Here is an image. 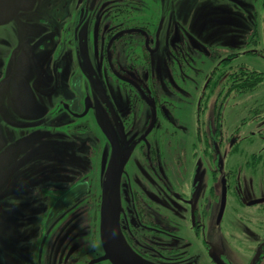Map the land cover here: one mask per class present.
I'll use <instances>...</instances> for the list:
<instances>
[{"label": "rangeland", "instance_id": "1", "mask_svg": "<svg viewBox=\"0 0 264 264\" xmlns=\"http://www.w3.org/2000/svg\"><path fill=\"white\" fill-rule=\"evenodd\" d=\"M238 1L241 5L242 0ZM143 2L147 3L149 13L153 15L157 27L155 42L159 49L165 46L171 33L179 35L177 25L183 22L182 18L186 17L189 21L194 13L191 19L194 18L199 29L209 31L217 26L208 38L215 37L217 32L224 37L230 36L227 34L229 19L222 20L229 18L227 14L230 9L221 8V3H224L222 0ZM117 5V0H23L18 14L8 23L0 25L1 66L5 64L6 58H12L11 51L20 46L29 53V66H39L44 74L40 76L39 71L31 68L23 76L32 83V90L28 86L22 87L23 93L33 97L32 103L18 101L21 91L15 92V87L9 85L11 83L6 88L11 99L5 105L4 112L7 120L14 125L13 128H16V124L33 123L38 130L31 131V136L24 137L17 129L10 128L9 148L0 150V264H88L93 250L100 248L99 241L97 247L85 242V238L91 236L85 235L84 227L75 230L73 225L80 220H74L72 225L63 222L66 221L67 208L74 195H84V187L85 190L91 189V195L95 199L96 196H102L104 200L99 207L98 200L81 201L83 211L79 212L80 219L84 218L85 226L101 225L100 229L105 228L104 244L113 260L119 264H156L145 258L141 259L132 252L127 241L118 233L116 225L121 199L118 197L119 188L114 186L117 157L112 154L108 138L102 137L99 131L101 128L109 132L110 140L119 148V156L123 154L125 157L124 162L137 165L132 169L128 167L127 171L135 181L139 194L140 188H147L151 202L156 207H161L163 213L168 212L171 217H175L174 221L183 227L180 230L185 233L187 244H191V248H195L197 252L184 264H220L218 261L251 264L257 246L264 242V80L248 94H234L232 89L227 107V76L225 72L222 74L215 70V65H219V62L215 64L214 61H207L202 64L191 51L188 55H193L192 58L171 59L176 75H169L165 69L163 53L157 52L152 56L153 71L155 67L160 68L158 76L155 75L157 80L163 77L167 80L163 90L166 100L173 104L168 113L170 121L173 122L172 115H185L182 119L185 124L183 129L178 130L176 125L170 126L167 121L162 120L148 138L149 145L157 150H195V147L207 150L203 153L199 175L202 214L195 219V225L201 224V250L199 246L193 245V237L189 231V227H194V219L191 218V223L189 220V207L163 202L159 196L163 189L153 176L147 173L138 176L140 171H144V165H141L142 159L136 150L140 145L139 135L144 132L145 117L150 112L144 107L137 112V107L142 104L132 102L133 127L127 132L125 123L120 128L124 131L123 135L117 136L109 125L112 121L117 125L119 108L133 94L130 88L128 92L107 76L105 67L100 63L102 54L98 53L101 43L105 41L107 27L110 24L115 26L126 18L120 16L123 13L117 10ZM115 13L118 14V19L114 17ZM231 20L230 43L233 48L229 51L234 56L233 71L242 66L247 68V72H257L264 78V61L258 57L244 58L242 54L249 48H254L259 56H264V29L261 42L247 47L244 45L246 31L242 11L234 8ZM200 41L205 44V40ZM225 51L217 50L221 53L217 56V61L223 58ZM15 59L14 63L17 65V54ZM183 60L185 71L182 74L177 65ZM12 62L10 60L11 64ZM221 68L225 71V64ZM179 74H182L181 77ZM219 75L217 84L221 85L215 86L213 84H216ZM229 81L233 83L232 74ZM183 82L188 84L185 93L180 87ZM85 96L90 97L92 103L89 113L85 119L71 120L61 109V103L68 105L74 113H82ZM184 101L191 106L179 112ZM196 115L202 123L198 120L194 124ZM186 118L190 119L186 121ZM27 120L29 121L25 122ZM125 120L122 121L129 122L128 115ZM50 123L59 126L54 132L55 137H49L47 143L40 144L39 150H34V158L25 171L9 174L7 168L23 151L16 150V146L25 141L28 145L32 144L30 142L44 134L45 128L52 126ZM82 123L86 125L85 150H81L84 141ZM162 124L170 132L164 138L159 137L162 135ZM226 124L229 132H232V145L227 138ZM216 125L218 139L205 132L208 128L213 131ZM65 127L73 131L67 133ZM195 129L201 131L196 137ZM209 150L215 151L210 154ZM226 150H232L227 158ZM217 152L219 161L220 155L223 157V170L225 159L232 169L227 175L228 194L219 224L216 219L220 203L221 173L212 169L213 155ZM84 169L87 177L85 184ZM127 171L125 170V174ZM74 179L79 181L75 187ZM125 183L128 181L125 180ZM72 190V193H68ZM123 205L128 212V204L124 202ZM96 211L97 217L98 212L102 211L101 219L97 218L98 225ZM86 247L88 248L85 249ZM65 251H68L67 256ZM257 264H264V249H261Z\"/></svg>", "mask_w": 264, "mask_h": 264}, {"label": "flooded vegetation", "instance_id": "2", "mask_svg": "<svg viewBox=\"0 0 264 264\" xmlns=\"http://www.w3.org/2000/svg\"><path fill=\"white\" fill-rule=\"evenodd\" d=\"M117 1V10L123 13L120 16H126V18L119 21V23L115 26L110 24L107 27L108 29L105 34V41L101 43L98 53L102 54V60L100 61V63H102L105 67L107 76H110L109 78L112 79L113 82H116V84H118L119 86L124 87L125 89H127V91L130 88L133 91V94L131 93L129 99L124 100L125 105L123 103L119 108L117 114V125L113 121L112 123H109V125L112 130H115V133L113 132L114 134H116L117 136H122L124 131H121L120 128L122 125L127 123V125L125 126V131L128 132L130 127H133L132 123L134 122L132 120V118L134 117V114H132V111L134 110L133 105H131L132 102H139L142 104V106L137 107V112H139L142 107L146 108L147 111L150 112V114L145 117L146 123L144 132L142 131L139 135L140 145L136 150V153H139L142 159L141 165H144V171H140L138 176L145 173L153 176L156 182H158L163 189L162 195H159L163 202L165 201L179 203L183 206V208L189 207L188 212H190L191 214L189 215L190 223L191 218L194 219V227H189V231L191 232L193 237V245L199 246V249H201V224L198 223L195 225V219L197 216L201 217L202 214L203 200L201 195L199 175L202 168L203 153L207 150H201L199 147H195V150H157L156 147L149 145L148 138L156 131V129L162 123V120L167 121L170 126L176 125L178 130L183 129V126L185 124L182 122V119L185 117V115H183L184 117H177L175 116L176 114L172 115L173 122L170 121V115L168 113L170 110V105L172 103L166 100L163 90L167 80L164 77L160 80H157L155 75L158 76V74L160 73V68L155 67V71H153L152 56L157 52L163 53V57L166 61L165 69L168 71L169 75H176V70L174 69L175 67L172 64L171 59L177 58L180 60L181 58L184 59L185 57L192 58V56L194 55L196 59L202 61V64H206L207 61H214V63L219 62V65L215 63V70L217 72H221L222 74L224 72L226 73L227 83L225 93L227 95L226 106L228 107V103H230L231 97L230 93L233 89V83L229 81V79L233 72L234 59L232 52L229 51V49L233 48L232 43H230V38L232 37L231 16L234 14V8H238L242 11L244 20L243 26L245 27L246 31V40L244 42V45L248 47V45L252 44L253 46L256 43L261 42L262 38V31L264 29V0H242L241 5L239 4L238 0H222L224 3H221V8L230 9L229 13L227 14L229 18L222 19L225 21L229 19V32L227 33L230 35L229 37H224L217 32V35L215 37L208 38L211 31L217 27L216 25L213 26V29L209 31L205 29H199L194 22V18L191 19V17L194 16L195 13L190 17L189 21H187L186 17H183V22L180 23L179 26L177 25L179 35L176 33H171V35H169V40L165 42V46L162 49H159L158 45L155 42V33L157 27H155L153 15L150 14L149 10L147 9V3H144L143 0ZM22 4L23 0L21 1L20 8ZM18 12L16 14H18ZM114 17L117 18L118 14L115 13ZM200 40H205V44H203ZM217 50H226L223 58L220 61L216 60L217 56L221 55V53L217 52ZM191 51H193L195 54L188 55V53ZM10 54L12 58H6L3 67L1 66L3 59L2 56H0V150H8L10 138L9 129L14 127V125L7 120L4 112L5 105L9 103L11 99V97H8V92L6 89L8 84L11 83L9 85H13L15 87V92L19 90L21 91V95H19L20 99L18 101L32 103L31 101L33 100V97H31L29 94L23 93L22 91V87L24 86H28L29 89L32 90L30 88L32 86V83L25 79V77L23 76L25 74L27 75V72H29L31 68H35L37 71H39L40 76L44 75L43 70L39 66H29V53L26 50L21 49L20 46H16ZM15 54H17V65L14 63V60L16 61ZM242 54L244 58L255 59L258 57L259 60L264 61V56H259V54H257V50L254 48H249V50H246ZM10 60L13 61L12 64L10 63ZM182 63H179V65H177V69L183 74L185 71L184 60ZM223 64H225V71L221 68ZM198 72L200 73L201 71ZM182 74H179L180 77ZM221 75H219L216 84L220 80ZM203 76L205 77L206 75ZM216 84L213 85H221L220 83L217 85ZM186 86H188V84H185L184 82L180 86L184 93ZM86 99H89L90 104H92L90 97L85 96V102ZM183 103L184 105L180 106L181 108L179 109V112L185 111L187 106H191V104L189 105L187 101H184ZM221 104H223V102ZM60 107L71 120H79L80 118L85 119V116L89 113L91 108H88L87 113L82 116L85 110V106L82 113H74L72 110H70L68 105H65L64 102L61 103ZM196 109L197 106L195 105V111L197 112ZM198 111L200 112V108H198ZM126 115H128V117L130 118L129 122H125ZM153 117L154 124L150 131H147L153 121ZM186 119V121H188L190 118ZM198 120L199 116L196 115L193 121L194 124ZM28 121L29 120L25 122ZM199 121L200 123H202L201 120ZM32 124L33 123L16 124V128L13 129H17L18 131L23 133L21 135H23L24 137L29 135L31 136V131L33 132L34 130H38L37 125ZM54 124L55 123H50V125L52 126L45 128L44 134L34 142H30L32 144L28 145L25 141L16 146V150L23 151H21L14 158L13 162L7 168V172L9 174L15 173L17 171L22 172L27 169V166L34 158V150H39V148L41 147L40 144L42 145L44 143H47L50 140L49 137H55L56 133L54 134V132L59 129V126ZM85 126V123H82L81 131L84 135V141L82 142L81 150H85ZM165 127L166 126L162 124V135H160L159 137L164 138L166 133L167 135L170 133L169 130L164 129ZM65 129H67L65 130L67 133H71L73 131L68 127H65ZM222 130L223 126H221L220 128L221 133ZM99 131L102 134L103 138H108L110 149L111 151L113 150L112 154L117 157L116 169L114 172V186L116 188H119L120 194L118 195V197L119 199H121L120 210H118V225H116L118 233H120L123 236L124 240L127 241L131 251L138 255L141 259L145 258L150 262L156 264H184L185 261H189L190 258H193L197 254V252L195 248H191V244H187L186 235L182 230H180L183 227L178 226V224L174 221L175 217H171L168 212L163 213L162 210H160L161 207H156L151 202V196L148 195L149 193L147 192V188L146 190H144V188H140L141 191L139 194V191L135 188V181L131 179V176L127 171L128 167H131L132 169L136 168L137 165L126 164V162H124L125 157L122 156L123 154H120L119 156V148L115 146L110 140L111 136L109 132L104 130V128H101ZM200 132V130L197 131L195 129V137L196 135H200ZM205 132L215 135L217 139L219 138L217 125L215 126V129L213 131L212 128H208ZM173 133L174 132H172V134ZM226 134L229 144L232 145V132H229L228 124H226ZM214 151L215 150H209L210 154H213ZM230 152H232V150H226V158L228 157V154ZM25 155L29 157L28 160L20 167L14 169L13 171H10L9 169L11 168V166H13ZM213 157L214 160L212 162V169L221 173L220 187L222 188V181H224L225 193L227 198V175L229 171L232 170L231 166L228 165L229 162L227 163V160L225 159V170H223L222 166L224 162L222 155H220V161L218 152L216 155H213ZM125 170L127 171V174H125ZM124 175H126L125 180L128 181L127 184L125 183ZM86 178L87 177H85L84 169V184ZM83 194L84 201L85 199L87 202H89L91 199L95 201L98 200V207L104 200H102V196H96L97 199H95L91 195V189L86 188L85 190V187ZM124 202L129 206L128 212H126L127 207L123 208ZM207 203L209 205L208 200ZM163 207L165 208V205H163ZM208 213L209 211L207 212V214ZM101 215L102 211H99V219H101ZM100 227L101 225L94 227H84L85 235L91 236L85 238V242L92 245L93 247H97V242L99 241V245L101 248V250L100 248L99 250L98 248L96 250H93V256L90 258V260H88V263L93 260L109 256V259L99 261L96 264H119L115 260H113L112 254L105 247V228L100 229ZM93 235H95V237ZM88 247H86L85 249H87ZM65 253L67 256L68 251H65ZM218 262L220 264H227L224 261ZM210 263L212 262H209V264Z\"/></svg>", "mask_w": 264, "mask_h": 264}, {"label": "trees", "instance_id": "3", "mask_svg": "<svg viewBox=\"0 0 264 264\" xmlns=\"http://www.w3.org/2000/svg\"><path fill=\"white\" fill-rule=\"evenodd\" d=\"M232 77H233V90H234V94L235 93H239V94H248L249 92H252L253 89L257 88L259 85L262 84L264 78L262 77L261 74L251 71V72H247V69L245 67L242 66H238L237 68L234 69V71L232 72ZM248 88V89H247ZM247 91V92H246ZM75 180V179H74ZM79 183L78 180H75L73 186L75 187L77 184ZM72 187V188H74ZM73 190L68 193H72ZM74 199L73 201L70 203V206L67 208L68 209V214L66 216V221H63L64 224H73L74 220H80V222L73 224L74 225V229L75 230H79L82 227H85V221H83V219H80V215L79 212L83 211V205L81 203V201H83V195L82 194H75L74 195ZM94 214V213H93ZM94 216V215H93ZM95 217V216H94ZM94 217H92V219H94ZM97 211H96V221L98 225V219H97ZM90 222V221H89ZM264 249V247L262 248Z\"/></svg>", "mask_w": 264, "mask_h": 264}, {"label": "water", "instance_id": "4", "mask_svg": "<svg viewBox=\"0 0 264 264\" xmlns=\"http://www.w3.org/2000/svg\"><path fill=\"white\" fill-rule=\"evenodd\" d=\"M21 1L22 0H1L0 25L7 23L8 21H10L15 16V14L18 12V10L20 8ZM90 105L91 104H90L89 99H86L85 110H84V113L82 114V116H84L87 113L88 108L91 107ZM153 124H154V117H153V121H152V123H151V125L147 131H150ZM28 158L29 157L27 155H25L23 158H21L19 161H17L13 166H11V168L9 170L13 171L14 169L20 167L21 165H23L28 160ZM225 202H226V193H225L224 181H222L220 206H219L217 219H216L217 224H219V222L221 221V218H222V215H223V212L225 209ZM263 246H264V242L257 247L251 264L257 263V261L260 257L261 249ZM109 258H110L109 256H105L103 258L93 260V261L89 262L88 264H96L99 261L106 260Z\"/></svg>", "mask_w": 264, "mask_h": 264}]
</instances>
